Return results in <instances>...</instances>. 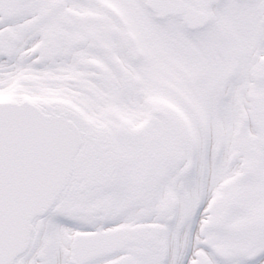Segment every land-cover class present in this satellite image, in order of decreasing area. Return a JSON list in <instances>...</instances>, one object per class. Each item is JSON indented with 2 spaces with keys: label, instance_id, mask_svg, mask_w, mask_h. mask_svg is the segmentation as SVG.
Segmentation results:
<instances>
[{
  "label": "snow or ice",
  "instance_id": "6c2138e0",
  "mask_svg": "<svg viewBox=\"0 0 264 264\" xmlns=\"http://www.w3.org/2000/svg\"><path fill=\"white\" fill-rule=\"evenodd\" d=\"M0 264H264V0H0Z\"/></svg>",
  "mask_w": 264,
  "mask_h": 264
}]
</instances>
